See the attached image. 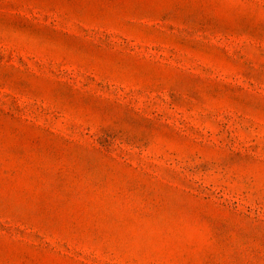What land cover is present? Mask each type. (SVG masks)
Listing matches in <instances>:
<instances>
[{"label": "rangeland", "instance_id": "1", "mask_svg": "<svg viewBox=\"0 0 264 264\" xmlns=\"http://www.w3.org/2000/svg\"><path fill=\"white\" fill-rule=\"evenodd\" d=\"M0 264H264V0H0Z\"/></svg>", "mask_w": 264, "mask_h": 264}]
</instances>
